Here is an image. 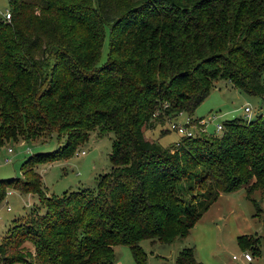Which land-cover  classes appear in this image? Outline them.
Returning <instances> with one entry per match:
<instances>
[{"label": "trees", "instance_id": "obj_1", "mask_svg": "<svg viewBox=\"0 0 264 264\" xmlns=\"http://www.w3.org/2000/svg\"><path fill=\"white\" fill-rule=\"evenodd\" d=\"M7 8L0 145L16 136L57 142L19 171L69 158L91 132L113 137L108 170L91 188L38 197L43 214L8 232L0 264H112L117 245L145 264L140 241L185 237L218 194L264 195V112L224 121L214 136L179 135L167 148L144 136L191 117L217 78L264 102V0H7ZM38 182L0 181V200L7 188L37 193ZM22 242L32 247L28 261ZM174 263L200 264L190 248Z\"/></svg>", "mask_w": 264, "mask_h": 264}, {"label": "rangeland", "instance_id": "obj_2", "mask_svg": "<svg viewBox=\"0 0 264 264\" xmlns=\"http://www.w3.org/2000/svg\"><path fill=\"white\" fill-rule=\"evenodd\" d=\"M8 10L7 0H0V14ZM105 44L102 47L101 58H104ZM209 93L192 112V129L196 133L203 130L205 136H214L215 126L224 121L245 119L244 108H250V118L253 119L264 112V102L258 96H251L235 89L228 80L217 78L209 82ZM264 99V96H263ZM186 115H180L170 120L161 128H168L172 122L182 124ZM195 119V120H194ZM203 121L204 127H197ZM158 125L152 130H145L144 136L156 141L163 148L177 142L179 135L172 131L159 135ZM112 133L108 132L97 137L94 132L88 135L86 142L79 144L69 158L53 162L34 164L26 167L25 172L19 171L21 162L29 155L52 151L56 139L52 135L36 137L24 142L18 136L0 145V181L17 177L18 184L32 182L34 176L39 178L35 184L37 193L21 194L13 188H7L0 200V242L11 232L14 235L19 225L26 224L43 214L39 198L60 197L64 193L79 188H91L94 178L105 173L109 168L107 155L110 151ZM61 141H58V144ZM11 149L7 153V149ZM83 154H80V152ZM4 159H9L7 164ZM39 197V198H38ZM247 198L244 187L229 194H218L208 208L201 212L188 233L183 238H176L170 243L142 240L138 246L145 254V264H175L177 253L184 248L192 250L193 258L200 264H264V195L255 192ZM258 210L259 213L256 211ZM243 237L241 248L238 238ZM23 259L28 261L32 247L22 242ZM251 248L252 252L249 250ZM112 264H134L127 246L117 245L113 248ZM258 249V251H254ZM249 253L251 261L243 259L244 253ZM258 252V253H253ZM233 256L238 257L237 260ZM22 264V263H19Z\"/></svg>", "mask_w": 264, "mask_h": 264}, {"label": "built area", "instance_id": "obj_3", "mask_svg": "<svg viewBox=\"0 0 264 264\" xmlns=\"http://www.w3.org/2000/svg\"><path fill=\"white\" fill-rule=\"evenodd\" d=\"M0 19L3 20V21H8V19H9V12L6 10L2 14H0ZM249 112H250V108L246 106L244 108V114H245L244 116H245V119L247 121L250 120L249 119L250 118V113ZM180 115H182V114H178L177 118ZM190 122H191V119L189 117L185 116L184 117V120H183V123L181 125L172 122V123H170L168 125V129L171 130L172 132H175L178 135H183V136H187L188 137V136L193 135V133L195 132V130L192 129V126L189 125ZM200 126L204 127V122L203 121L198 122L196 128H198ZM221 131H222V126L220 124L219 125H216L215 126V133L216 134H219ZM199 132L204 133L203 130H199ZM6 152L7 153H10L11 152V149L10 148L7 149ZM80 154H83V152L81 151ZM8 162H9V159H4L3 160V163L4 164H7ZM242 257H243V259L245 261H251L252 260L251 255L249 253H246V252L243 254ZM233 259L234 260H237L238 257L233 256Z\"/></svg>", "mask_w": 264, "mask_h": 264}]
</instances>
